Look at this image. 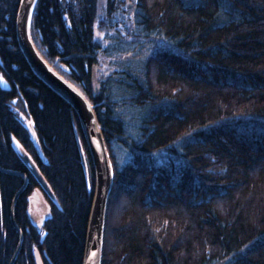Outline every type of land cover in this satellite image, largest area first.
Instances as JSON below:
<instances>
[{"label": "trees", "instance_id": "16d2710c", "mask_svg": "<svg viewBox=\"0 0 264 264\" xmlns=\"http://www.w3.org/2000/svg\"><path fill=\"white\" fill-rule=\"evenodd\" d=\"M20 3L0 0V264H37L36 249L83 264L93 162L19 46ZM31 34L94 105L111 155L102 264H264V0H38ZM103 54L117 67L97 81Z\"/></svg>", "mask_w": 264, "mask_h": 264}, {"label": "water", "instance_id": "95a60500", "mask_svg": "<svg viewBox=\"0 0 264 264\" xmlns=\"http://www.w3.org/2000/svg\"><path fill=\"white\" fill-rule=\"evenodd\" d=\"M37 1L21 0L17 17V39L32 71L71 104L80 119L95 174L83 264H102L107 211L115 181L114 166L94 105L78 87L46 61L34 43L31 24ZM34 171L44 188L53 194L38 167H35Z\"/></svg>", "mask_w": 264, "mask_h": 264}, {"label": "rangeland", "instance_id": "374dc122", "mask_svg": "<svg viewBox=\"0 0 264 264\" xmlns=\"http://www.w3.org/2000/svg\"><path fill=\"white\" fill-rule=\"evenodd\" d=\"M113 33H110L108 36L100 35L99 32L97 33V37H102L104 39L105 44L106 43H113L114 39L112 38ZM103 59H101L100 63L98 64L96 68V76L97 81L100 79V76H106L109 73H111L117 66L114 63L115 59L106 57L104 54L102 55ZM24 116V115H23ZM24 123L30 128V131L32 133V136L36 140V133L33 127V123L29 118L24 116ZM13 144L17 149H20V142L16 137L13 139ZM40 190H36L32 197L30 198V209L29 214L30 217L35 225L39 227L40 230H42L43 222L45 218H47L51 214V204L48 201V199L40 194ZM36 255V262L37 264H44L43 258L40 255L38 249L35 250Z\"/></svg>", "mask_w": 264, "mask_h": 264}, {"label": "bare ground", "instance_id": "6f19581e", "mask_svg": "<svg viewBox=\"0 0 264 264\" xmlns=\"http://www.w3.org/2000/svg\"><path fill=\"white\" fill-rule=\"evenodd\" d=\"M37 3H38V1H37ZM36 6H37V4H36ZM36 9V8H35Z\"/></svg>", "mask_w": 264, "mask_h": 264}]
</instances>
